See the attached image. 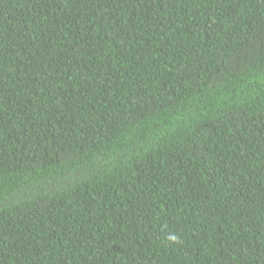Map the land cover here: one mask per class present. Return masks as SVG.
Here are the masks:
<instances>
[{"label": "trees", "instance_id": "16d2710c", "mask_svg": "<svg viewBox=\"0 0 264 264\" xmlns=\"http://www.w3.org/2000/svg\"><path fill=\"white\" fill-rule=\"evenodd\" d=\"M0 264H264V0H0Z\"/></svg>", "mask_w": 264, "mask_h": 264}, {"label": "clouds", "instance_id": "9594fccd", "mask_svg": "<svg viewBox=\"0 0 264 264\" xmlns=\"http://www.w3.org/2000/svg\"><path fill=\"white\" fill-rule=\"evenodd\" d=\"M168 239H169L170 241H175V240H176V237H175V236H170Z\"/></svg>", "mask_w": 264, "mask_h": 264}]
</instances>
